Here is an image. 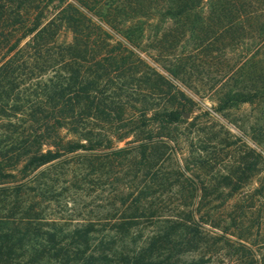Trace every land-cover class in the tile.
<instances>
[{"label":"trees","instance_id":"trees-1","mask_svg":"<svg viewBox=\"0 0 264 264\" xmlns=\"http://www.w3.org/2000/svg\"><path fill=\"white\" fill-rule=\"evenodd\" d=\"M260 17L264 0H0V264H202L204 251L194 254L223 238L193 219L192 201L162 213L152 185L168 184L157 152L169 149L164 132L192 116L193 101L141 53H175L185 43L203 51L254 28L252 53H263L264 20L245 25ZM261 101L264 77L221 90L215 109ZM116 162L147 167L151 184L123 199L124 215L103 220L43 221L24 197L35 190L31 180L17 179L55 184L85 164ZM40 167L60 170L33 175Z\"/></svg>","mask_w":264,"mask_h":264},{"label":"rangeland","instance_id":"rangeland-1","mask_svg":"<svg viewBox=\"0 0 264 264\" xmlns=\"http://www.w3.org/2000/svg\"><path fill=\"white\" fill-rule=\"evenodd\" d=\"M263 20L251 19L245 25H259ZM252 31L243 29L236 39L233 35L221 36L209 49L198 52H192L193 45L185 43L175 53H141L193 101L192 116H185L184 122L164 132L172 139L169 149L164 155L160 154L163 151L157 152L161 171L169 176L165 182L168 184L160 186L155 180L152 185L153 197L167 207L162 213H175L181 209L180 201H192L193 219L206 233L223 238L194 254L204 251L202 264H246L248 257H254V264H264V102L215 109L221 90L251 86L264 77V52L252 53L257 48V30ZM174 69L177 78L170 74ZM142 137L137 133L118 145ZM24 159L22 156L20 161ZM243 169H247L245 174ZM59 170L40 167L33 175L51 176ZM149 170L117 162L95 169H87L85 164L55 184L42 175L38 183L32 174L17 173V179L31 180L29 185L35 190L24 197L27 204L39 209L43 221L55 218L76 224L124 215L121 202L151 184L150 177L145 176ZM176 170L184 175L176 177ZM85 172L91 174L82 180L80 176ZM13 182L5 180L1 185ZM235 184L240 188L232 191ZM260 191L263 194L259 195Z\"/></svg>","mask_w":264,"mask_h":264}]
</instances>
